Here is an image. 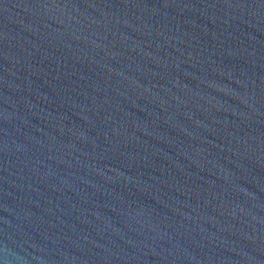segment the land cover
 I'll return each instance as SVG.
<instances>
[{
  "label": "water",
  "instance_id": "1",
  "mask_svg": "<svg viewBox=\"0 0 264 264\" xmlns=\"http://www.w3.org/2000/svg\"><path fill=\"white\" fill-rule=\"evenodd\" d=\"M0 264H264V0H0Z\"/></svg>",
  "mask_w": 264,
  "mask_h": 264
}]
</instances>
